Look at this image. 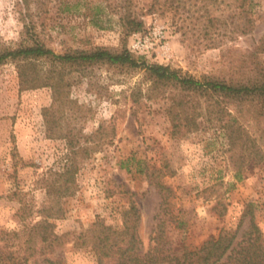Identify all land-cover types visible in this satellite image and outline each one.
I'll return each mask as SVG.
<instances>
[{
  "label": "rangeland",
  "instance_id": "rangeland-1",
  "mask_svg": "<svg viewBox=\"0 0 264 264\" xmlns=\"http://www.w3.org/2000/svg\"><path fill=\"white\" fill-rule=\"evenodd\" d=\"M86 1L105 6L103 0ZM249 1L252 29L213 40L204 18H196L193 0L185 5L193 16L185 20L186 13L171 9V0H134L143 24L127 35L115 14L105 10L94 18L83 0H0V52L27 43L30 24L55 53L126 48L139 63L167 65L198 79L243 80L257 73V62L264 66V0ZM140 66L96 63L83 72L62 66L64 77L77 81L56 112L49 86L22 88L16 61L0 63V249L26 264H49L28 228L49 197L46 184L63 169L72 149L77 161L72 191L59 198L63 214L52 220L58 233L77 234L93 224L120 229L125 210L134 206L141 251L159 229L166 249L178 243L194 249L219 233L239 240L249 208L264 240V161L246 166L236 180L227 166L221 129L204 124L172 134L165 107L174 90L146 98L149 81ZM238 116L264 149V120L255 118L250 107ZM217 193L221 204L215 207ZM49 257L54 264H98L89 247L73 241Z\"/></svg>",
  "mask_w": 264,
  "mask_h": 264
},
{
  "label": "trees",
  "instance_id": "trees-1",
  "mask_svg": "<svg viewBox=\"0 0 264 264\" xmlns=\"http://www.w3.org/2000/svg\"><path fill=\"white\" fill-rule=\"evenodd\" d=\"M83 1L87 5L89 15L94 18H98L105 10L115 14L125 35L142 27L143 22L135 9L134 0H103L105 6L100 3L90 6V2L88 4L86 0ZM187 1L171 0V9L174 12L181 15L186 13L183 20L193 16L185 7ZM193 3H198L194 10L199 11L196 18H204L205 31L210 33L213 40L217 36L234 37L246 34L253 27L249 0H193ZM215 10L218 14L213 13ZM25 31L27 43L0 52V63L7 58L16 61L22 88L49 86L52 89V105L56 112H61L69 86L77 81V78L72 76L65 78L62 66L67 64L71 70L83 72L96 63L129 67L141 65L144 69V79L149 81L143 93L146 98L154 99L163 94L166 88L174 90L169 97L170 104L165 107L172 134L184 135L199 130L204 124L221 129L226 144L224 153L227 166L236 180L243 178L246 166L264 161V149L250 135L238 116L244 108L250 107L255 118L264 120V66L259 62L257 73L243 80L227 82L212 76L198 79L177 69H170L167 65L144 62L140 64L126 48L117 52L96 47L92 50L55 53L33 32L30 24H26ZM262 41L264 49V38ZM251 55L254 53L251 52ZM41 61L47 62V66H41ZM134 92L131 90V95L134 96ZM138 92L141 94V90ZM137 99L133 98V101H138ZM44 111L46 116L48 109ZM69 144H72V141H69ZM71 152L72 156H68L63 169L55 172V178L46 184L49 197L37 210L40 218L28 228L31 241L37 244L35 249L38 253L46 255L45 259L49 264H54L49 255L70 241L89 247L98 264H264V240L249 208L246 209L249 215L248 226L239 240L235 239V234L219 233L217 236H210L194 249L185 245L179 247V243L177 247L166 249L163 245V232L159 229L151 238L152 243L148 248L141 251V241L136 233L138 213L134 206L125 210L124 224L120 229L93 224L91 228L77 234L70 231L58 233L52 220L63 214L62 208L57 205L58 200L71 194V183L77 165L74 158L76 151L72 149ZM154 183H157L161 190L168 191L162 184ZM222 183L223 181L219 184ZM231 185L233 184H229ZM214 187L211 186L210 189ZM214 191L218 192L216 189ZM218 193L215 196V207L221 204ZM218 213L222 215L223 211L218 210ZM0 264L26 262L25 259L22 261L13 258L10 252L0 249Z\"/></svg>",
  "mask_w": 264,
  "mask_h": 264
}]
</instances>
